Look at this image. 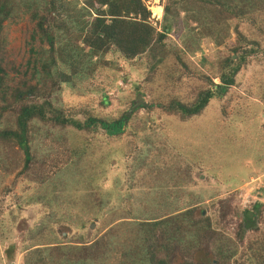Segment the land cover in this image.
Here are the masks:
<instances>
[{
  "label": "rangeland",
  "instance_id": "rangeland-1",
  "mask_svg": "<svg viewBox=\"0 0 264 264\" xmlns=\"http://www.w3.org/2000/svg\"><path fill=\"white\" fill-rule=\"evenodd\" d=\"M142 1L159 27L163 5L171 0ZM84 3L64 0L63 9L74 18ZM0 6L8 11L0 13L1 63L15 61L18 67L34 65L41 70L45 61L56 63L52 69L76 62L77 70H85L80 69L72 83L55 85L50 96L54 104L71 109L78 118H83V108L108 120L122 114L128 117L122 133L114 137L100 127L94 135L70 130L58 137L53 128L44 135L40 130L31 143L33 160L22 175L18 173L22 152L9 150L8 157H19V164L10 168L4 159L0 163V264H27L31 254L24 246L36 242L33 238L39 229L50 246L40 255L49 264H100L108 246L111 251L121 240H138V221L189 205L206 214L216 207L219 210L222 199L229 200L231 210L221 221L223 230L244 254L255 246V264L253 256L264 246V38L253 32L254 26L240 25L244 33L256 36L261 48L237 73L235 84L222 99L213 97L202 113L181 120L161 113L158 103H166L173 95L192 99L196 89L188 81L181 88L173 79L168 81L165 71L172 66L166 58H149L141 67L137 66L141 57L133 61L111 51L89 58L91 49L75 37L77 29H72L74 22L69 23L68 17L70 34H55L50 49L36 31L31 12L37 7L31 0H0ZM155 6L161 7L159 14L153 12ZM173 17L180 22L173 20L165 38L169 50L184 48L181 41L188 36L194 40L190 29H200L194 18L183 24L184 12L175 15L170 6L169 18ZM235 22H228L226 42L236 37ZM199 37L198 48L188 52V58L209 71L210 64L229 51L215 37ZM88 62H97V67L87 70ZM141 100L146 106L152 103L151 109L134 106ZM256 201L261 202L257 228L236 237L242 217L236 213ZM93 242L98 245L93 251L79 249ZM86 254L92 258L82 261Z\"/></svg>",
  "mask_w": 264,
  "mask_h": 264
},
{
  "label": "trees",
  "instance_id": "trees-1",
  "mask_svg": "<svg viewBox=\"0 0 264 264\" xmlns=\"http://www.w3.org/2000/svg\"><path fill=\"white\" fill-rule=\"evenodd\" d=\"M31 1L37 7L31 12V17L36 20V31L40 40L46 39L50 49H53L55 34L64 35L60 31L70 34L66 25L68 19L69 23L74 22L72 29H77L75 37H81L83 46L91 49L89 58L111 51L128 60L136 61L141 57L137 60L138 67L142 63L145 65L149 58H166L172 66L165 71L168 81L173 79V83L180 88L185 87L184 82L188 81L196 89L192 99L173 95L166 103L157 102L161 113L178 116L181 120L202 113L213 97L222 99L235 84L240 69L248 65L249 57L261 48L256 36L253 38L243 32L240 27L242 23H250L254 26L253 32L258 33L260 39L264 38V0H171L168 5H163L159 27L153 23L150 9L142 0H85L84 6L73 14L74 18L63 9L64 0ZM169 5L175 15L184 12L183 24H188L190 18L197 19V24H200L199 32L190 29L194 40L188 36L181 41L184 48L179 45L169 50L166 46L165 38L172 29L173 20L178 21L177 17L169 18ZM1 12L8 13L6 8ZM257 17L261 18L256 20ZM230 19L236 20L233 25L236 37L226 42L224 36L230 35ZM198 34L215 37V42L229 51L217 63L210 64L209 71L188 58V52L198 48ZM16 64L15 61L0 62V163L4 159L3 162L10 168L19 164V157H8L9 150H19L23 155V166L18 173L22 175L33 160L31 143L40 130L44 135L52 132L53 128L56 136L70 130L76 135H94L98 127L108 137L122 133L124 121L128 118L124 114L108 120L83 108L81 111L84 116L78 118L75 113H71V109L54 104L50 96L57 89L55 85L61 82L70 84L80 69L85 70H77L76 62L67 63L69 67L66 64L62 69H52L56 63L53 60L45 61L41 70L34 65L21 68ZM87 64L91 67L87 70L97 67V62ZM213 76L218 77L220 82L215 83ZM48 80H51V85H48ZM152 106V103L149 106L140 105L145 109H151ZM40 177L44 179V176ZM228 201L219 200V210L216 207L206 214L202 213V209L196 211V205H189L177 212L140 220L138 238L135 237L138 240H121L119 246H114L111 251L108 246L105 248L108 254L103 253L99 262L118 264V260H121V264H252L255 246L251 253L244 254L236 241L226 235L221 225V221L231 213ZM260 206L261 202L256 201L250 208L240 210L235 207L240 210L235 213H241L240 217L242 215L239 224L241 233L236 234V237L241 238L245 230L257 228ZM36 233L37 238L31 237L36 242L30 239L24 246L31 254L26 263L49 264L40 255V252L48 251L50 247L44 242L47 236L41 234L40 229ZM56 247L62 251L61 245ZM97 247V242H93L79 249L93 251ZM257 253L258 256H253L257 260L255 264H264V246L259 247ZM88 255L82 261L92 258Z\"/></svg>",
  "mask_w": 264,
  "mask_h": 264
},
{
  "label": "bare ground",
  "instance_id": "bare-ground-1",
  "mask_svg": "<svg viewBox=\"0 0 264 264\" xmlns=\"http://www.w3.org/2000/svg\"><path fill=\"white\" fill-rule=\"evenodd\" d=\"M160 10H161V7H159V6H155L154 9H153V12H154L155 14H159V13H160Z\"/></svg>",
  "mask_w": 264,
  "mask_h": 264
},
{
  "label": "water",
  "instance_id": "water-1",
  "mask_svg": "<svg viewBox=\"0 0 264 264\" xmlns=\"http://www.w3.org/2000/svg\"><path fill=\"white\" fill-rule=\"evenodd\" d=\"M139 101H140V100H139ZM138 105H143V106H146V105H147V103H146V102H144V101H142V100H141V102H140L139 104L137 103V101H136V102H134V106H138ZM134 106H133V107H134Z\"/></svg>",
  "mask_w": 264,
  "mask_h": 264
}]
</instances>
